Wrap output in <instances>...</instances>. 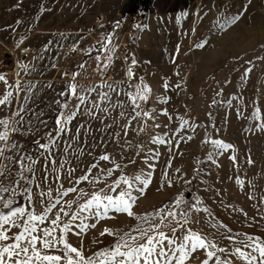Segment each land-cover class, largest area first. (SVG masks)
<instances>
[{
    "label": "rangeland",
    "instance_id": "374dc122",
    "mask_svg": "<svg viewBox=\"0 0 264 264\" xmlns=\"http://www.w3.org/2000/svg\"><path fill=\"white\" fill-rule=\"evenodd\" d=\"M101 20L104 27L97 24ZM109 33L111 43L104 51ZM123 43L130 55L126 64L135 59L146 76L133 72L129 79L125 64L113 57ZM23 48L29 52L16 67V54ZM105 58L110 61L107 67ZM0 74L7 81H0V97L12 93L10 103L0 105V119L9 120L8 140L0 142V183L18 180L9 208L29 207L30 191L39 213L51 190L53 202L58 192L61 195L50 216L60 207L77 211L75 204L68 209L65 201L77 200L81 189L90 195L121 173L151 172V183L133 208L136 214L171 209L181 196L188 227L215 240L226 250L217 254L232 264H245L230 255L236 246L250 251L244 248L245 234L264 240V129L257 126L264 123V0H0ZM141 78L151 92L136 111H149V117L137 116L126 95L135 92ZM71 83L87 100L69 130L49 150L39 146L40 155L33 156L31 145L55 136L60 104L67 100L66 113L76 105V96L68 90ZM101 92L107 99H100ZM254 108L260 109V120L252 118ZM181 117L189 124L177 131ZM193 123L194 130L189 127ZM205 134L232 144L234 150L217 152ZM153 137L173 143H155ZM105 153L110 160L100 159ZM112 161L120 167L93 185L92 177L111 168ZM20 171L23 178L17 175ZM165 171L171 187L162 178ZM82 175L89 179L77 183ZM0 195L7 199L10 193ZM136 223L124 213L110 211L108 218H97L94 210L81 212L65 236L89 256L114 243V236L100 235L105 227L125 232ZM203 259L204 251L198 249L185 264H201Z\"/></svg>",
    "mask_w": 264,
    "mask_h": 264
},
{
    "label": "snow or ice",
    "instance_id": "6c2138e0",
    "mask_svg": "<svg viewBox=\"0 0 264 264\" xmlns=\"http://www.w3.org/2000/svg\"><path fill=\"white\" fill-rule=\"evenodd\" d=\"M177 20L179 21V16ZM110 43L111 34L109 33L107 38H104L102 45L104 51L108 50L107 45ZM204 46L205 44L196 45V47ZM96 60L99 64L101 57L97 56ZM109 62V59L105 58L103 66L107 67ZM131 63L133 65L136 64V60L132 59ZM72 75L73 79H75L77 73H73ZM127 75L129 79L132 78L133 72L131 68L128 69ZM0 81H5V84H7L6 77L2 74H0ZM108 87L111 88L112 86L109 85ZM164 87H168L167 83L164 84ZM135 88V92L126 93L128 99L134 106L133 111L136 112L137 116L143 115L144 117H149V111L139 112L136 109L140 107V102H147L151 88L143 82V78H141L140 83ZM76 89L77 85L75 83L68 85L69 93L72 96H76L77 103L67 113L65 112V109L68 107L67 100L60 104V112L55 120L57 126L55 136H49L48 143H41L39 145L40 148L49 150L50 145H54L56 138L62 132L69 130L68 125L76 116L80 106L87 100V95L77 93ZM88 91L90 92L91 90ZM99 95L101 100L107 99L106 93L101 92ZM11 96V92H5L3 97H0V105L10 103ZM161 102L166 103L167 97H162ZM213 103H215V100H213ZM93 106L99 107V104L94 103ZM86 111L89 110L86 109ZM161 112L167 115L166 109H161ZM89 114H91L90 111ZM13 115H18V113H14ZM121 115H124V113L121 112ZM168 118L169 120L172 119L170 116ZM252 118L260 120L259 108H254ZM180 121V126L177 128V131L183 128L184 125L189 124L182 117ZM8 124L9 120L7 118L0 119V125L3 126V130H0V142L8 140ZM156 126L159 127V125ZM257 126L264 129V123H260ZM189 127L194 130L196 125L193 123ZM11 131H15V129L13 128ZM188 138L191 139L192 137ZM152 140L155 143H173V141H163L160 137H153ZM205 140L206 142H210L217 152L228 149L234 150L232 144L226 143L221 139H213L208 137L207 134H205ZM2 154L3 150L0 149V155ZM230 158L235 161V156ZM100 159L107 161L110 160V157L105 153ZM209 159H212V157L209 156ZM32 163L34 164L35 161L33 160ZM249 163H251V160H249ZM170 166L171 161H169ZM93 167L96 166L93 165L88 168L89 173H91ZM119 167L115 161H112L111 168L102 170L101 174L92 177L90 182L95 185L98 182L104 181L107 177L112 176L114 169H118ZM149 167L154 168L155 165L149 164ZM22 168L23 165L21 164ZM177 171L179 170L177 169ZM0 175H3L2 170H0ZM17 175L23 178L22 171L18 172ZM151 176V172L144 173L142 171L133 176H126L121 173L115 180L105 183L103 189L93 191L90 195L84 193L83 189H81L77 200L65 201L68 209H71L72 205L75 204L77 211L69 212L64 207H60L55 211L54 216H50L49 214L53 213V210L60 204L61 194L58 192L55 202H53L52 193L49 190L48 203L43 207L42 211L37 213L35 203L29 191L27 197L29 207H11L7 212H0V264H185L198 249L203 250L205 254V259L201 261V264H210V261L213 260L214 264H232V261L227 256L222 258L217 254L224 253L226 250L219 247L215 240H210L201 233L188 227L190 223L188 212L180 210V206L184 203L181 196L178 195L175 198V207L168 210L157 209L144 214H136L133 211L138 195H144L147 187L151 183ZM162 178L167 182L169 187L172 186V181L167 178L166 171L162 174ZM88 179L89 177L87 175H82L76 182L80 183ZM237 183L242 184V181L237 178ZM13 184H18V180L9 181L8 185L0 183V194L10 193L7 199H4L3 195H0V203L6 209L13 204V200L17 195L16 189L12 187ZM121 184L125 187L120 188ZM137 184L142 186L137 187ZM68 191H75V189H69ZM134 191L136 194H134ZM43 195L44 193L41 192V196ZM84 196H87V198L82 203L79 202L80 198ZM41 203H43V200H41ZM197 203H200V201L197 200ZM191 207L196 208L197 211L200 210L196 205H192ZM92 210H94L97 218H108L109 212L114 211L115 213H124L128 217L134 218L137 223L129 231L125 232L113 231L105 227L100 235L103 236L107 233L114 236V243L109 247L98 249L92 255L85 256L83 249L77 248L69 243L65 234L69 231L70 225L79 217L81 212ZM203 210L205 212L208 211L206 208ZM61 214L68 218L66 222H61ZM169 217L170 220H168ZM156 218H159L158 222H153ZM166 220H168V223L165 222ZM45 221H49V223L41 227V225L45 224ZM173 222L175 226L170 227ZM221 226L225 227L224 225ZM12 228H17L18 231L13 233L11 232ZM169 229L171 235L166 231ZM178 231L180 232L179 236H177ZM229 239L234 240L233 237H229ZM245 240L247 243L244 244V248L250 251H245L243 248L236 246L232 249L230 255L237 256L245 264H264V240L258 236L253 237L248 234H245ZM47 249H55L56 252L44 251ZM59 252H62L63 255L57 254Z\"/></svg>",
    "mask_w": 264,
    "mask_h": 264
},
{
    "label": "built area",
    "instance_id": "2783aa9c",
    "mask_svg": "<svg viewBox=\"0 0 264 264\" xmlns=\"http://www.w3.org/2000/svg\"><path fill=\"white\" fill-rule=\"evenodd\" d=\"M97 24L99 26H102V27L105 26L103 20L98 21ZM121 46H122L123 50L120 53L114 54L113 57L115 59H117V60L122 61L125 64V66H126V72H128V69L131 68L132 72H135V73H137L139 75H142V76H146V72L140 66H138L136 64H134V65L133 64H128V65L126 64V62L129 59V56H130L129 53H128V51H127L128 44L127 43H123ZM27 54H28L27 53V49H24L23 48V49H19L18 50V52L16 54V57H15V66L16 67H20L22 64H24L25 57H26ZM50 128L51 129H54L55 128V123H53L50 126ZM33 147H34V145H31L30 146V151L33 149ZM37 151H39V146L37 148Z\"/></svg>",
    "mask_w": 264,
    "mask_h": 264
},
{
    "label": "trees",
    "instance_id": "16d2710c",
    "mask_svg": "<svg viewBox=\"0 0 264 264\" xmlns=\"http://www.w3.org/2000/svg\"><path fill=\"white\" fill-rule=\"evenodd\" d=\"M40 145V142H38V143H35L34 144V147H33V149L31 150V154L33 155V156H38V155H40V151H37V148H38V146ZM164 206H166V203L164 204ZM10 210V208H4L2 205H0V212H7V211H9Z\"/></svg>",
    "mask_w": 264,
    "mask_h": 264
},
{
    "label": "bare ground",
    "instance_id": "6f19581e",
    "mask_svg": "<svg viewBox=\"0 0 264 264\" xmlns=\"http://www.w3.org/2000/svg\"><path fill=\"white\" fill-rule=\"evenodd\" d=\"M29 51L27 50V53H28Z\"/></svg>",
    "mask_w": 264,
    "mask_h": 264
}]
</instances>
